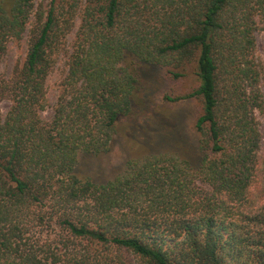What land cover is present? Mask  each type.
<instances>
[{"label":"trees","instance_id":"obj_1","mask_svg":"<svg viewBox=\"0 0 264 264\" xmlns=\"http://www.w3.org/2000/svg\"><path fill=\"white\" fill-rule=\"evenodd\" d=\"M259 31L264 0H0V62L27 43L0 77V264H264ZM156 65L195 76L166 99L201 103L196 163L158 152L105 182L80 175L79 154L108 152L139 68Z\"/></svg>","mask_w":264,"mask_h":264},{"label":"rangeland","instance_id":"obj_2","mask_svg":"<svg viewBox=\"0 0 264 264\" xmlns=\"http://www.w3.org/2000/svg\"><path fill=\"white\" fill-rule=\"evenodd\" d=\"M34 2L36 5L45 6L49 0ZM77 25L78 20L67 38L65 51L70 49ZM26 45L25 39L8 44L0 62V77L9 75L14 65L22 63ZM64 52L57 55L46 80L49 102L54 101L66 71ZM256 54L264 66V31H259L256 36ZM196 85L195 76L189 71L181 77H173L163 66L139 68V90L134 96L133 107L128 115L117 121L108 152L99 155L79 154L78 173L90 177L94 182H105L119 174L129 159L158 152L189 157L193 164L196 163L200 151L195 120L201 111V103L194 97L177 101L166 99V96L177 97L192 92ZM260 87L264 99V77ZM9 105L7 100L0 99V115L6 114ZM51 113L50 107H47L42 111V116L48 119ZM256 117L262 136L258 151L260 154L264 148V108L256 113ZM199 185L207 189L202 182Z\"/></svg>","mask_w":264,"mask_h":264}]
</instances>
